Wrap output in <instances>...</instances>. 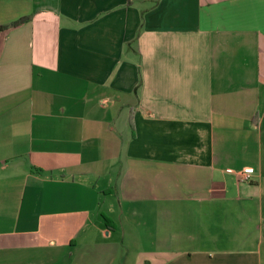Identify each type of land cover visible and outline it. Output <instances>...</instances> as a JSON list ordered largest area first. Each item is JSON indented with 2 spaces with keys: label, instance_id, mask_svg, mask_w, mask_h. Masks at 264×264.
Returning <instances> with one entry per match:
<instances>
[{
  "label": "crops",
  "instance_id": "crops-1",
  "mask_svg": "<svg viewBox=\"0 0 264 264\" xmlns=\"http://www.w3.org/2000/svg\"><path fill=\"white\" fill-rule=\"evenodd\" d=\"M0 264H264V0H0Z\"/></svg>",
  "mask_w": 264,
  "mask_h": 264
},
{
  "label": "built area",
  "instance_id": "built-area-1",
  "mask_svg": "<svg viewBox=\"0 0 264 264\" xmlns=\"http://www.w3.org/2000/svg\"><path fill=\"white\" fill-rule=\"evenodd\" d=\"M251 173H252V170H251V169H246V170H244V171L241 173V179H242V180H245V181H248L249 178H250Z\"/></svg>",
  "mask_w": 264,
  "mask_h": 264
},
{
  "label": "trees",
  "instance_id": "trees-1",
  "mask_svg": "<svg viewBox=\"0 0 264 264\" xmlns=\"http://www.w3.org/2000/svg\"><path fill=\"white\" fill-rule=\"evenodd\" d=\"M27 20H28V18H23V19L15 22L13 25L15 26V25H19V24L25 23Z\"/></svg>",
  "mask_w": 264,
  "mask_h": 264
}]
</instances>
